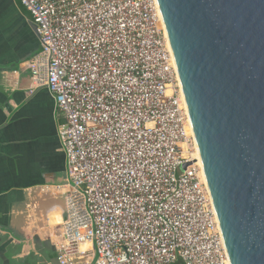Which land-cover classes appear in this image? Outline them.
Here are the masks:
<instances>
[{"label": "built area", "instance_id": "2783aa9c", "mask_svg": "<svg viewBox=\"0 0 264 264\" xmlns=\"http://www.w3.org/2000/svg\"><path fill=\"white\" fill-rule=\"evenodd\" d=\"M63 122L57 264H229L156 0H18Z\"/></svg>", "mask_w": 264, "mask_h": 264}, {"label": "water", "instance_id": "95a60500", "mask_svg": "<svg viewBox=\"0 0 264 264\" xmlns=\"http://www.w3.org/2000/svg\"><path fill=\"white\" fill-rule=\"evenodd\" d=\"M156 1L228 262L264 264V0Z\"/></svg>", "mask_w": 264, "mask_h": 264}, {"label": "crops", "instance_id": "0c3cea01", "mask_svg": "<svg viewBox=\"0 0 264 264\" xmlns=\"http://www.w3.org/2000/svg\"><path fill=\"white\" fill-rule=\"evenodd\" d=\"M32 26L18 0H0V264H57L61 241L63 118L45 88L28 91L24 64L39 51ZM79 252L75 264H93L90 245Z\"/></svg>", "mask_w": 264, "mask_h": 264}, {"label": "bare ground", "instance_id": "6f19581e", "mask_svg": "<svg viewBox=\"0 0 264 264\" xmlns=\"http://www.w3.org/2000/svg\"><path fill=\"white\" fill-rule=\"evenodd\" d=\"M56 219H55V222H56V220L57 221H59V217L57 216V217H55ZM52 219V218H51ZM87 248H89V244H85V245H81L80 246V250L81 251H85Z\"/></svg>", "mask_w": 264, "mask_h": 264}, {"label": "rangeland", "instance_id": "374dc122", "mask_svg": "<svg viewBox=\"0 0 264 264\" xmlns=\"http://www.w3.org/2000/svg\"><path fill=\"white\" fill-rule=\"evenodd\" d=\"M56 139H57V141H58L57 132H56ZM58 143H59V141H58ZM59 146H60V144H59Z\"/></svg>", "mask_w": 264, "mask_h": 264}, {"label": "trees", "instance_id": "16d2710c", "mask_svg": "<svg viewBox=\"0 0 264 264\" xmlns=\"http://www.w3.org/2000/svg\"><path fill=\"white\" fill-rule=\"evenodd\" d=\"M35 55V54H34Z\"/></svg>", "mask_w": 264, "mask_h": 264}]
</instances>
